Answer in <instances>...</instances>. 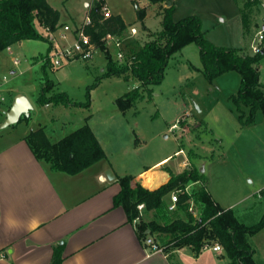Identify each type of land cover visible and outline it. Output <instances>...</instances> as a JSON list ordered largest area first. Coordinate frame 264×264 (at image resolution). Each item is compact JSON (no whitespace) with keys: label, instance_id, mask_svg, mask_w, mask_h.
<instances>
[{"label":"rangeland","instance_id":"1","mask_svg":"<svg viewBox=\"0 0 264 264\" xmlns=\"http://www.w3.org/2000/svg\"><path fill=\"white\" fill-rule=\"evenodd\" d=\"M92 1L49 0L59 9L63 20L71 21L73 17L78 22L79 25L65 23L72 27L83 25L88 9L86 2ZM106 2L111 12L120 13L127 24L126 29L113 33L120 39L126 56L132 48L151 39V32L163 28L159 3L151 0ZM173 3L174 21L196 15L202 21L207 39L213 44L253 53L257 32L264 25L261 8L252 6L254 19L246 29L242 18L244 0H173ZM139 9L145 11L143 20L139 18ZM143 25L150 32H145ZM132 26L137 28L136 33H132ZM39 30L47 34L40 27ZM96 43L99 47L93 58H77L64 61L62 65L54 64L56 52L48 37L47 40L25 39L2 50L0 121L3 111L19 95H25L34 107L30 116L23 115L15 124L2 127L4 122L0 123V137L9 130H31L47 125L51 139L56 141L72 127L88 122L100 135L111 160L119 166L127 165L133 171L183 147L186 153H177L169 162L174 171H180V163L189 157L190 150H194L201 156L194 158V162L200 169L204 168L202 172L208 177L212 196L224 199L226 204L222 205L235 203L245 217L242 221L257 222L264 212V206L256 205L254 202L258 199L253 196L264 188V114L258 110L255 122L241 123L239 108L232 98L239 90L241 74L232 70L210 80L203 71L199 46L192 42L171 57L163 81L154 85L151 93L145 92L131 108L122 111L117 98L137 87L139 82L123 75L104 76L108 54L113 61L120 62L119 48L103 40V36L100 43ZM62 45L68 43L61 42ZM259 68L264 81V57ZM47 82L51 84L47 97L64 92L74 102H90V105H40L38 98ZM242 109L248 112L246 106ZM182 117L186 120L184 123ZM175 121H178V128L170 129ZM185 125L188 127L183 130ZM145 176L150 185L155 186L161 181L158 174L146 173ZM199 185L191 184L189 188ZM193 214L200 216V208L194 206ZM181 215L185 217L184 213ZM150 217L151 214L140 211L137 222L141 218L147 221ZM252 240L258 258L264 261V228L253 235ZM172 248V245L164 246L167 252ZM222 254L208 249L199 258L187 253L179 260L180 264H227L229 258L225 252Z\"/></svg>","mask_w":264,"mask_h":264},{"label":"trees","instance_id":"2","mask_svg":"<svg viewBox=\"0 0 264 264\" xmlns=\"http://www.w3.org/2000/svg\"><path fill=\"white\" fill-rule=\"evenodd\" d=\"M151 1L166 4L161 6L160 11L163 28L158 32H151V39L138 48H132L126 61L115 62L108 54L109 61L104 76L123 75L128 80L135 79L139 82L137 87L117 98L119 108L125 111L144 97L145 92L151 93L152 87L163 81L171 57L186 45L195 42L199 46L207 78L213 80L232 70L241 74L239 90L232 97L239 108L241 123L247 125L255 122L258 110H262L264 114V84L261 82L259 68L264 54H250L241 48L217 46L207 39L200 17L190 15L174 21V3L168 5L173 0ZM254 5L247 1L242 8L246 29H249L254 19ZM138 15L143 20L145 11L139 9ZM88 16L91 17L92 24L86 27V31L98 43L108 32H121L127 27L120 15H112L101 21L102 15L97 3L90 9ZM61 24L59 10L48 0H0V52L25 39L47 40V34L41 32L39 27L47 33L49 29L54 30ZM143 29H146L145 25ZM45 60L47 64L50 62L48 57ZM50 87L51 84L47 82L42 88L38 98L40 105H90V102H74L64 92L47 97L46 92ZM243 105L248 108V112L242 109ZM26 138L38 158L49 161L53 168L69 174L79 173L106 157L103 146L88 122L56 142L49 138L42 127L31 131ZM197 157L201 156L190 150L189 166L181 172H171L170 179L155 189L133 187L134 176L131 174L119 177L121 189L114 197V205L122 206L128 221L133 222L140 217L138 205L144 203L143 211L151 214V217L147 221L141 218L137 222L138 234L142 240L152 235L163 246H190L196 256L204 251L206 245L220 243L229 258L227 264H264L258 258L252 240L253 235L264 228V212L257 222L248 224L242 221L245 217L238 208H223L209 191L208 177L194 162ZM198 183L199 186L189 188L191 184ZM175 190H180L177 209L171 211L170 197ZM255 196L258 200L254 203L264 206V188ZM191 202L200 208V216H195L189 210ZM60 260L57 252L50 264H59Z\"/></svg>","mask_w":264,"mask_h":264},{"label":"crops","instance_id":"3","mask_svg":"<svg viewBox=\"0 0 264 264\" xmlns=\"http://www.w3.org/2000/svg\"><path fill=\"white\" fill-rule=\"evenodd\" d=\"M159 4L160 12L165 4ZM86 5L88 15L94 0ZM112 14L124 20L120 13ZM60 22L79 25L73 17L71 21L63 20L61 12ZM145 27V32H150ZM12 104L3 111L0 123L5 121ZM182 120L186 121L184 117ZM90 126L103 146L100 135ZM41 127L51 139L47 125L37 129ZM78 127H72L66 135ZM37 129L9 130L0 137V264H50L57 252L59 264H180L181 255H195L190 246L151 252L139 237L137 222L128 221L125 209L114 205V197L121 189L119 177L131 174L133 187L155 189L170 179L171 172L188 167V156L180 163V171L169 166L177 153H186L183 147L133 171L127 165H116L103 146L105 158L79 173L69 174L36 156L26 137ZM108 169L115 174L113 179L107 177ZM146 173L158 174L161 181L150 185ZM208 188L211 192V186ZM213 198L223 208H237L235 203L222 205L226 202L221 197ZM216 253L221 255L224 251Z\"/></svg>","mask_w":264,"mask_h":264},{"label":"built area","instance_id":"4","mask_svg":"<svg viewBox=\"0 0 264 264\" xmlns=\"http://www.w3.org/2000/svg\"><path fill=\"white\" fill-rule=\"evenodd\" d=\"M247 1L254 3L257 7L264 10V0H246V1L244 0V2ZM96 3L99 4V11L102 15L101 21L112 16V12L104 0H94V4ZM91 24H92V19L90 16L87 15L83 25L72 27L69 24L63 23L54 30L51 29L48 30L47 32L48 41H50L53 44L52 49H55L56 52V59L54 60L55 65H62L64 61H71L77 58L84 60L93 58L99 46L95 41H93L91 34H89L86 31V27ZM263 27L262 29L260 28L259 31L257 32L256 42L252 45L253 53L261 52L262 46L264 44ZM131 30L132 33L137 32V28L135 26H132ZM103 40L105 41L107 40L109 44H115L119 48L118 61L123 62L127 60L126 54L123 52L122 49L121 41L117 37V35L113 33H107L106 35L103 36ZM61 42H67L68 45L61 46ZM1 99H4V97H1ZM181 119L179 120V122L182 121ZM177 122H175L170 127V129L178 128L179 124ZM183 130H186V127H183ZM181 151L183 152V150ZM186 190H188V188H186ZM179 191L180 190H175L171 194L170 204H169V210L171 211L177 209ZM194 206H195L194 202H191L189 210L193 213H194ZM144 207H145L144 203H140L138 205V209L140 211H143ZM135 222H137V219H135ZM144 243L151 252L164 251V246L161 245V243H159L158 241H156V239L152 235H148L144 239ZM206 249H212L213 251L219 253L224 251V248L220 243L206 245L204 250Z\"/></svg>","mask_w":264,"mask_h":264},{"label":"water","instance_id":"5","mask_svg":"<svg viewBox=\"0 0 264 264\" xmlns=\"http://www.w3.org/2000/svg\"><path fill=\"white\" fill-rule=\"evenodd\" d=\"M172 4L173 1H169L168 5ZM261 53L264 54V44L262 46ZM33 107V104L25 95L17 96L13 104L11 105L9 111H7L6 113V119L3 123V127H7L9 125L19 122L23 115L30 116ZM201 170L204 171V168L202 167ZM106 174L109 179H113L115 177V174L113 173L112 169H108Z\"/></svg>","mask_w":264,"mask_h":264}]
</instances>
